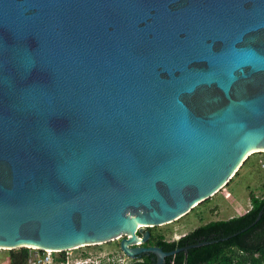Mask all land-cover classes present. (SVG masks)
Listing matches in <instances>:
<instances>
[{
	"label": "water",
	"instance_id": "1",
	"mask_svg": "<svg viewBox=\"0 0 264 264\" xmlns=\"http://www.w3.org/2000/svg\"><path fill=\"white\" fill-rule=\"evenodd\" d=\"M261 150L264 0H0L1 249L120 236L164 264L205 242L167 252L137 225Z\"/></svg>",
	"mask_w": 264,
	"mask_h": 264
},
{
	"label": "trees",
	"instance_id": "2",
	"mask_svg": "<svg viewBox=\"0 0 264 264\" xmlns=\"http://www.w3.org/2000/svg\"><path fill=\"white\" fill-rule=\"evenodd\" d=\"M252 210L237 217L198 226L194 231L169 242L151 233L149 245L164 251H175L188 245L205 242L166 258L164 264H264V197L251 195ZM261 214V216H260ZM260 216V217H259ZM29 247L8 250L9 264H24ZM64 255V253L62 254ZM155 254H143L128 264H156Z\"/></svg>",
	"mask_w": 264,
	"mask_h": 264
},
{
	"label": "rangeland",
	"instance_id": "3",
	"mask_svg": "<svg viewBox=\"0 0 264 264\" xmlns=\"http://www.w3.org/2000/svg\"><path fill=\"white\" fill-rule=\"evenodd\" d=\"M252 194L264 197V151L254 152L249 155L229 182L211 197L197 204L190 213L175 222L154 228H147L146 230H149L154 236H163L166 241H178L181 237L197 229L198 226L227 220L252 210ZM120 242L121 240H117L101 246L71 250L64 252L63 256L78 259L84 257L85 255L83 256V254L88 252H92L89 255L94 257H98L96 256L98 254L104 255L112 252L124 260H135L130 259L123 253L120 249ZM147 245H149V242ZM30 252L40 256L48 255L47 252L41 249H31ZM58 255L60 256L61 254L59 253ZM10 261L9 251L0 248V264H9Z\"/></svg>",
	"mask_w": 264,
	"mask_h": 264
},
{
	"label": "built area",
	"instance_id": "4",
	"mask_svg": "<svg viewBox=\"0 0 264 264\" xmlns=\"http://www.w3.org/2000/svg\"><path fill=\"white\" fill-rule=\"evenodd\" d=\"M96 246H101V245H96ZM87 247H91V246H87ZM81 248H84V247H81ZM30 249L35 250L37 248H30ZM77 249H80V248H77ZM77 249H74V250H77ZM43 251L47 252L48 255L45 254L44 256H40L38 254H32V252H30L24 264H128V262H130L128 261V259L124 260L118 257V255L113 254L112 252L104 254V255L102 254L96 255L94 253L98 257L89 255L92 252H88V253L83 254V256L85 255L84 257H80L78 259L76 258L72 259L69 256H63L62 254L64 252H55V251H48V250H43ZM54 252H55V256H54ZM65 252H68V251H65ZM59 253L61 254L60 256L58 255Z\"/></svg>",
	"mask_w": 264,
	"mask_h": 264
},
{
	"label": "bare ground",
	"instance_id": "5",
	"mask_svg": "<svg viewBox=\"0 0 264 264\" xmlns=\"http://www.w3.org/2000/svg\"><path fill=\"white\" fill-rule=\"evenodd\" d=\"M254 151H257V150H254ZM254 151H252V152H254ZM261 151H264V150H261ZM252 152H250V153H248L244 158H247V156L249 155V154H251ZM241 165V164H240ZM240 165L238 166V169H239V167H240ZM237 169V170H238ZM221 189V188H220ZM152 225H146V224H143V225H137V227L139 228V229H145V228H149V227H151ZM121 239V237L119 236V237H117V238H114V239H112L111 241H116V240H120ZM138 242L140 243L141 242V239L139 238V240H138ZM92 244H94V243H92ZM98 244V243H97ZM100 244H102V243H100ZM29 246H31L32 248H37V249H39V248H41V247H39V246H37V245H29ZM11 247H15V246H0V248H11ZM76 247H82V246H76ZM43 250H48V251H55V252H58V251H56V250H52L51 248H44Z\"/></svg>",
	"mask_w": 264,
	"mask_h": 264
},
{
	"label": "flooded vegetation",
	"instance_id": "6",
	"mask_svg": "<svg viewBox=\"0 0 264 264\" xmlns=\"http://www.w3.org/2000/svg\"><path fill=\"white\" fill-rule=\"evenodd\" d=\"M144 246H148V245L146 244V245H144Z\"/></svg>",
	"mask_w": 264,
	"mask_h": 264
},
{
	"label": "clouds",
	"instance_id": "7",
	"mask_svg": "<svg viewBox=\"0 0 264 264\" xmlns=\"http://www.w3.org/2000/svg\"><path fill=\"white\" fill-rule=\"evenodd\" d=\"M30 248V247H29ZM32 248V247H31Z\"/></svg>",
	"mask_w": 264,
	"mask_h": 264
}]
</instances>
